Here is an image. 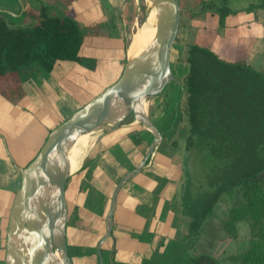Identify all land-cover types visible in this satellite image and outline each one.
Wrapping results in <instances>:
<instances>
[{
	"label": "crops",
	"instance_id": "0c3cea01",
	"mask_svg": "<svg viewBox=\"0 0 264 264\" xmlns=\"http://www.w3.org/2000/svg\"><path fill=\"white\" fill-rule=\"evenodd\" d=\"M227 1L231 12L220 25L217 15L202 8L200 0H184L176 36L183 38L184 46L194 42L227 61H245L264 70V7L258 5L262 0ZM0 2V14L10 19L21 20L27 10L37 11L32 0ZM126 2L71 1V14L80 24L100 22L87 37L93 40V53L98 58L94 81L84 79V69L62 62L52 73L37 70L15 89L0 90L2 259L8 211L20 184L19 167L35 156L51 128L113 83L123 68ZM63 76L78 85L74 92L60 82ZM174 103L154 104L149 117L160 130L161 140L144 167L119 188L111 235L100 244L99 251L97 244L105 232L112 190L119 178L140 161L152 134L134 120L122 123L100 135L97 151L87 158L83 168L68 177L64 191L68 207L65 237L72 264H189L197 245L199 251L217 260L233 252V239L221 229L216 235L213 219L202 221L205 231L189 228L188 208L200 196L190 190L186 182L189 178L179 171L180 157L173 162L169 153L168 147L184 136L183 119ZM132 133L139 134L144 145L134 144L129 137ZM224 242L232 244L230 252L219 250L218 244Z\"/></svg>",
	"mask_w": 264,
	"mask_h": 264
},
{
	"label": "trees",
	"instance_id": "16d2710c",
	"mask_svg": "<svg viewBox=\"0 0 264 264\" xmlns=\"http://www.w3.org/2000/svg\"><path fill=\"white\" fill-rule=\"evenodd\" d=\"M71 1L65 4L71 6ZM200 2L217 15L220 25L231 12L227 0ZM258 5L264 7V0ZM63 12L51 13L42 5L35 12L27 10L18 22L0 14V90L15 89L37 70L52 73L62 62L84 69V79L94 81L98 58L93 40L87 37L100 22L82 25L68 6ZM186 47L187 70L181 81L185 147L197 149L210 188L188 208L189 228L200 229L218 198L237 186L239 199L221 223L227 235L236 239L237 222L245 219L248 238L227 258L235 264H264V70L245 61H227L194 42ZM60 82L73 92L78 88L64 76ZM132 120L129 115L123 123ZM129 137L134 144L144 145L139 134ZM189 264L218 263L209 253L200 252L190 256Z\"/></svg>",
	"mask_w": 264,
	"mask_h": 264
},
{
	"label": "water",
	"instance_id": "95a60500",
	"mask_svg": "<svg viewBox=\"0 0 264 264\" xmlns=\"http://www.w3.org/2000/svg\"><path fill=\"white\" fill-rule=\"evenodd\" d=\"M147 2L149 8L156 9L151 42L138 54L128 55L118 78L51 128L35 156L19 167L20 184L7 217L4 264H72L65 237L68 207L64 191L72 174L66 155L89 126L101 122L104 129L100 136L132 115L134 121L149 130L152 138L140 161L119 178L112 190L98 251L111 235L119 188L144 167L162 137L143 103L160 94L174 79L169 52L179 24V0Z\"/></svg>",
	"mask_w": 264,
	"mask_h": 264
},
{
	"label": "rangeland",
	"instance_id": "374dc122",
	"mask_svg": "<svg viewBox=\"0 0 264 264\" xmlns=\"http://www.w3.org/2000/svg\"><path fill=\"white\" fill-rule=\"evenodd\" d=\"M34 3L33 5L38 9L40 6L45 5L47 9L51 13L63 15L65 12L64 9L68 8L71 11V6L65 4V0H32ZM67 1V0H66ZM126 5L124 7V12H123V18H124V33H123V45L125 46L124 54H125V60L128 56L127 53V48L130 40L132 39L133 35L137 33L138 29H140L141 25L146 21L147 18V11L149 9V5L147 0H126ZM184 3V0H180V13L183 12L184 7L182 4ZM241 4H238V6ZM2 4L0 2V8ZM235 7V4H233ZM236 6V7H238ZM9 21L11 22H18V19H10L6 17ZM122 24V23H121ZM21 25H24L21 23ZM26 25V24H25ZM182 37H175L174 40V46L171 48V69L174 75V79L171 80L158 94V97H154L151 100L147 102L146 106V112L151 114V111L154 107V104H162L164 106H167V104L175 105V109L178 105V113L182 116L183 119V126L185 129V115L181 110V104L184 96V91L181 86V81L182 78L187 70V64L185 61L186 57V49L187 47L184 46V42H182ZM167 92V93H166ZM166 93V94H165ZM160 95V96H159ZM168 102V103H167ZM177 104V105H176ZM185 132V131H184ZM185 135V133H183ZM182 135V134H181ZM99 135L96 137L95 141H93L90 144L89 150L87 152V155L85 158H88L91 156L94 152L97 151V144L96 140L98 139ZM185 136H179L176 139L175 146L168 147L169 148V153L172 156L173 162H175L176 157L182 158L179 167V171L187 176L189 178L186 179V182L189 185V188L192 192H195V195L200 196V200L203 199L206 194L210 191L209 185L207 183V170L204 168L200 159V154L198 153L197 149L195 148H189L187 149L185 147ZM264 154V149L262 151ZM84 158V159H85ZM90 160V159H89ZM84 161V160H83ZM83 163V162H82ZM72 175V174H71ZM70 175V176H71ZM240 196V190L237 186H234L230 191L224 192L216 201V203L213 206L212 211L205 217L208 219H213L215 221L214 227L212 228L213 231L217 232L218 230H223L224 234H226L227 237H229L224 230L221 220L222 218L227 214V211L230 206L234 205ZM216 206V207H215ZM218 221L219 223L217 224ZM207 222V221H206ZM202 222V226H203ZM201 229L205 231V226H203ZM237 232L238 236L236 239H233V252L236 250L237 247H240L242 244L245 243V241L248 238V232H247V224L246 220L242 219L237 222ZM219 250L221 251H229V248L232 247V244H229L227 242L224 243H219ZM194 254L204 252V251H199V247L194 246ZM221 251V252H222ZM230 252V251H229ZM232 252V253H233ZM228 255V254H227ZM227 255L224 256L221 259L217 260L218 264H235L232 262L230 259L227 258ZM215 258V257H214ZM216 259V258H215ZM0 264H4L3 259L0 257Z\"/></svg>",
	"mask_w": 264,
	"mask_h": 264
},
{
	"label": "bare ground",
	"instance_id": "6f19581e",
	"mask_svg": "<svg viewBox=\"0 0 264 264\" xmlns=\"http://www.w3.org/2000/svg\"><path fill=\"white\" fill-rule=\"evenodd\" d=\"M148 16L146 21L138 29L137 33L133 35L127 48L129 56L138 54L142 48L148 45L153 39L155 33L156 9L154 7L148 9ZM147 102L143 103L146 109ZM104 125L101 122L94 123L89 126L75 141L71 144L69 151L66 155L70 172L78 170L87 155L90 144L95 141L96 137L103 131Z\"/></svg>",
	"mask_w": 264,
	"mask_h": 264
}]
</instances>
